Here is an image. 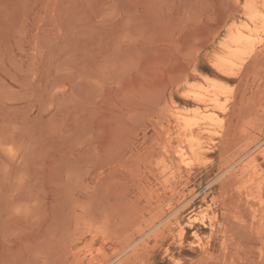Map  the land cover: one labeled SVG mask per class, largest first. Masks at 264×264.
I'll return each mask as SVG.
<instances>
[{"label":"rangeland","instance_id":"374dc122","mask_svg":"<svg viewBox=\"0 0 264 264\" xmlns=\"http://www.w3.org/2000/svg\"><path fill=\"white\" fill-rule=\"evenodd\" d=\"M245 1L0 0V264H264V27L212 65Z\"/></svg>","mask_w":264,"mask_h":264},{"label":"bare ground","instance_id":"6f19581e","mask_svg":"<svg viewBox=\"0 0 264 264\" xmlns=\"http://www.w3.org/2000/svg\"><path fill=\"white\" fill-rule=\"evenodd\" d=\"M237 2V1H236ZM237 4H238V2H237ZM242 8V7H241ZM244 10H245V15H246V22L243 24V25H239V26H236L235 28H233L231 31H230V33L228 34V37H227V39H226V42L224 43V46H223V54L222 55H218L217 56V59H216V61L214 62V64H212V65H215V67L216 68H218L219 70H221L222 72H225V73H231L233 70H234V68L236 67V66H238L242 61H244V59L246 58L245 56L246 55H248V54H250L251 52H255V48H256V44L258 43V36H259V34H260V32H261V30H262V28L264 27V0H246L245 1V3H244ZM242 11V10H241ZM240 11V12H241ZM226 21V20H225ZM244 21V20H243ZM261 37V36H260ZM259 37V38H260ZM264 40V39H263ZM260 41V40H259ZM262 42V41H261ZM264 42V41H263ZM221 43V42H220ZM263 44V43H262ZM258 45H261V44H259L258 43ZM259 49V48H258ZM262 52V51H261ZM254 56H255V54H253ZM245 57V58H244ZM250 57V56H249ZM252 57V56H251ZM250 57V58H251ZM252 59H255V58H252ZM260 60H262V59H260ZM247 62V61H246ZM255 63H256V61H254ZM245 63V62H244ZM254 63V64H255ZM241 66V65H240ZM240 66H238V67H240ZM255 66V65H254ZM262 67V66H261ZM242 68V67H241ZM258 68H260V67H258ZM236 69H238V68H236ZM248 69V68H247ZM249 70V69H248ZM263 70H264V68H263ZM255 71V70H254ZM253 70H252V72L253 73H257V71H255L254 72ZM251 72V73H252ZM255 73V74H256ZM261 73V72H260ZM259 73V74H260ZM258 74V75H259ZM238 75V74H237ZM263 76V75H262ZM259 77H261V75L259 76ZM249 78V77H248ZM263 78V77H262ZM256 82V81H255ZM211 84V89H209V90H207V92H210L209 94H210V98L208 99V102L209 103H216L217 105H218V100L220 99L219 98V96L222 94V91H224L223 89L224 88H222L221 87V85L220 84H218L217 82H212V83H210ZM199 89V88H198ZM232 89V88H231ZM230 90V89H229ZM233 90V89H232ZM200 91V90H199ZM204 91H206L205 89H204ZM228 90H226V92H227ZM234 91V90H233ZM206 92V93H207ZM229 92V91H228ZM231 93V92H230ZM202 94V93H201ZM208 94V93H207ZM212 94V95H211ZM226 95L228 94V93H225ZM187 95H190V94H188L187 93ZM186 94H185V96H187ZM223 95V94H222ZM221 95V96H222ZM228 96V95H227ZM194 97H195V95H194ZM226 97V96H225ZM228 98H230V97H228ZM227 98V99H228ZM196 100H197V102H203L204 101V99L201 97V96H199V95H197L196 96V98H195ZM226 99V98H225ZM233 99V98H232ZM221 102V101H220ZM223 102V101H222ZM226 102V101H225ZM229 102V101H228ZM220 104V103H219ZM218 106H220L221 107V105H218ZM220 107L217 109V110H219L220 111ZM228 107V106H227ZM222 109V108H221ZM225 110V109H224ZM229 110V109H228ZM227 111V110H226ZM184 112H186V111H184ZM171 113V112H170ZM180 113H182V112H180ZM194 113L197 115V113H199V110L198 109H196V110H194ZM223 113V112H222ZM185 114H188V113H185ZM190 114V113H189ZM173 115V114H172ZM171 115V116H172ZM211 115H213V114H211ZM207 116V117H204V119H206V120H212L213 119V117L212 116ZM215 115V114H214ZM174 116V115H173ZM181 116V115H180ZM217 116H219V115H217ZM175 117V116H174ZM185 116L183 115V117L181 118L182 119V121H184V122H186V123H189L190 121L189 120H187V117H188V115H187V117H185ZM220 118V117H219ZM190 119V118H189ZM200 119V118H199ZM215 119V118H214ZM224 119V118H223ZM191 120V119H190ZM216 120V119H215ZM261 120V119H260ZM178 121H180V120H178ZM194 121V120H193ZM209 121V122H210ZM218 121H219V119H218ZM258 121V120H257ZM196 122H199V121H196ZM205 122V121H204ZM215 122V121H214ZM195 123V122H194ZM201 123H202V121H201ZM217 123V122H216ZM222 123V122H221ZM193 124V123H192ZM191 124V125H192ZM213 124V123H212ZM260 124H263V123H260ZM190 125V126H191ZM215 125H218L217 127L219 128V124H215ZM259 125V124H258ZM175 126V125H174ZM181 126H182V124H181ZM180 126V127H181ZM193 127L195 128L196 126H194L193 125ZM216 126H214V128H215ZM257 127H259V126H257ZM184 129V128H183ZM220 130H222L223 128H219ZM255 129V128H254ZM259 129V128H258ZM184 130H186V129H184ZM216 132V131H215ZM163 133V132H162ZM169 133H172V132H169ZM179 134V133H178ZM217 134V133H216ZM167 135H169V134H167ZM218 135V134H217ZM165 136V135H164ZM221 136V135H220ZM168 137V136H167ZM167 139H169V138H167ZM175 140V139H174ZM177 140V139H176ZM177 141H179V140H177ZM185 141L188 143V145L191 147V149L196 153L197 151H199V149H201V141H200V139L198 138V136L194 133V129H190L189 127H188V130L186 131V135H185ZM180 143V142H179ZM173 144V143H172ZM171 144V145H172ZM181 144V143H180ZM170 145V144H169ZM181 145H183V144H181ZM180 146V145H179ZM256 146V145H255ZM245 147V146H244ZM259 147V146H258ZM170 148V147H169ZM180 149L182 148V147H179ZM253 148V147H252ZM166 149V148H165ZM256 149V148H255ZM255 149H253L252 151H254ZM182 150V149H181ZM184 150V149H183ZM182 150V151H183ZM168 152V151H167ZM240 153V152H239ZM171 154V153H170ZM169 154V155H170ZM182 154V153H181ZM180 154V155H181ZM248 155V154H247ZM249 155H250V153H249ZM253 155V154H252ZM262 155V154H261ZM167 156V155H166ZM178 156V155H177ZM251 156V155H250ZM253 157H255V156H253ZM262 157H263V155H262ZM183 158V157H182ZM182 158H180V159H182ZM243 158V157H242ZM184 159V158H183ZM182 159V161H184ZM257 159V158H256ZM189 161V160H188ZM187 161V162H188ZM264 161V160H263ZM186 162V163H187ZM236 162V161H235ZM238 162V161H237ZM239 162H240V160H239ZM255 162V161H254ZM253 162V163H254ZM164 163V162H163ZM194 162L192 161V164H193ZM257 163V162H256ZM255 163V164H256ZM192 164H190V165H192ZM195 164V163H194ZM235 164H238V163H235ZM254 164V165H255ZM159 166V165H158ZM161 166V165H160ZM194 166V165H193ZM162 167V166H161ZM234 167H235V165H234ZM234 167H230L231 169H233ZM254 167H256V166H254ZM258 168V167H257ZM167 169H168V167L167 166H164L163 165V173L164 172H166L167 171ZM263 169V168H262ZM229 170V169H228ZM228 170H226V171H228ZM262 171V170H261ZM264 171V170H263ZM162 172V171H161ZM235 173V172H234ZM258 173H259V171H258ZM257 173V174H258ZM260 175H263V173H259ZM244 175V174H243ZM254 176V175H253ZM253 176H252V178H253ZM257 177H258V175H257ZM257 177H254L255 178V180L257 179ZM259 177H261V176H259ZM258 177V178H259ZM253 178V179H254ZM168 179V178H167ZM260 179V178H259ZM261 180H262V177H261ZM260 180V181H261ZM263 181V180H262ZM165 182H167V180L166 181H164V183ZM169 182H170V179H169ZM256 182V181H255ZM161 183H163L162 181H161ZM252 183H254V182H252ZM264 183V182H263ZM167 184V183H166ZM240 184H242V181L240 182ZM255 184V183H254ZM253 184V185H254ZM259 184H261L260 182H259ZM250 185H252L251 183H250ZM254 186H256V184L254 185ZM253 186V187H254ZM158 187V186H157ZM261 188H263L262 186H260ZM240 188V187H239ZM239 188H237V189H239ZM241 188H243V187H241ZM241 188H240V190H241ZM255 188V190H256V187H254ZM165 189V188H164ZM171 188H168V191L170 190ZM174 189V188H173ZM253 189V188H252ZM165 190H167V189H165ZM261 190H263V189H261ZM260 190V191H261ZM160 191V190H159ZM254 191V190H253ZM241 192V191H240ZM255 192V191H254ZM257 192V191H256ZM255 192V193H256ZM262 192V191H261ZM260 192V193H261ZM253 193V192H252ZM255 193H254V195H255ZM258 193V192H257ZM260 193H258V194H260ZM173 194V193H172ZM161 195V194H160ZM253 195V196H254ZM157 196H159V195H157ZM256 197H258L257 195H256ZM261 198V197H260ZM263 199V198H262ZM262 201V200H261ZM261 205H262V203H261ZM178 214V213H177ZM163 215V214H162ZM171 215V214H170ZM159 217H160V215H159ZM168 217V216H167ZM217 217V216H216ZM162 219V218H161ZM217 220V219H216ZM171 221V220H170ZM161 223V222H160ZM169 224V223H168ZM161 226V225H160ZM215 226V225H214ZM148 227V226H147ZM163 227V226H162ZM165 227V226H164ZM150 228H152V227H150ZM154 228V227H153ZM152 228V229H153ZM145 229H143V231H144ZM182 230V229H181ZM185 230V229H184ZM98 231V230H97ZM110 231V230H109ZM108 231V232H109ZM140 231V230H139ZM142 231V230H141ZM140 231V232H141ZM104 232H106V231H104ZM108 232H107V234H108ZM184 233H185V231H183ZM182 232V234H184ZM90 233V232H89ZM88 233V234H89ZM103 234L102 232H97V234H93L94 236V238H96L97 239V236L96 235H99V234ZM105 234V233H104ZM106 234V235H107ZM117 234V233H116ZM150 234V233H149ZM165 234V233H164ZM148 235V234H147ZM196 235V234H195ZM81 236V235H80ZM96 236V237H95ZM179 236H181V235H179ZM93 237L91 236V238H92V241L94 240L93 239ZM161 237V236H160ZM82 238H83V236H82ZM81 238V239H82ZM149 238V237H148ZM74 239V238H73ZM150 239V238H149ZM163 239V238H162ZM180 239V238H179ZM111 240V239H110ZM109 240V241H110ZM133 240V239H132ZM141 240V239H140ZM148 240V239H147ZM72 241V240H71ZM76 242H77V239L75 240ZM78 241H81V240H78ZM85 240H83V242H84ZM91 241V240H90ZM105 241H107V240H105ZM114 241V240H113ZM112 241V242H113ZM146 241V240H145ZM149 241V240H148ZM73 242V241H72ZM94 242V241H93ZM92 244V243H91ZM104 244V243H103ZM142 244V243H141ZM116 245V244H115ZM132 245V244H131ZM139 245V244H138ZM101 246V245H100ZM104 246V245H103ZM106 246V245H105ZM140 246V245H139ZM148 246V245H147ZM76 247V246H75ZM74 247V248H75ZM102 247V246H101ZM131 247V246H130ZM137 247V246H136ZM135 247V248H136ZM138 249V248H137ZM79 250V249H78ZM82 250V249H81ZM81 250H80V253H81ZM96 250V249H95ZM95 250H93V252L95 251ZM103 250V249H102ZM115 250H116V246H115ZM73 251V250H72ZM119 251V250H118ZM76 252V251H75ZM91 252V251H90ZM99 252H101V251H99ZM129 252V251H128ZM77 253V252H76ZM83 253V252H82ZM95 253V252H94ZM105 253V252H104ZM117 253V252H116ZM127 253V252H126ZM84 254V253H83ZM86 254V253H85ZM78 255H79V253H78ZM106 255V254H105ZM104 255V256H105ZM122 255V254H121ZM120 255V256H121ZM132 255V254H131ZM75 256V255H74ZM107 256V255H106ZM116 256V255H115ZM81 257V256H80ZM83 257V256H82ZM94 257V256H93ZM99 257V256H98ZM122 257V256H121ZM79 258V257H78ZM77 258V260L80 262L81 260H79ZM95 258L96 257H94V260H95ZM106 258V257H105ZM84 259V258H83ZM98 259H100V258H98ZM86 260V259H85ZM92 260V259H91ZM127 260V259H126ZM135 259H133V261H134ZM79 262H77V264L79 263ZM96 262H97V260H96ZM98 262H100V261H98ZM116 262V261H115ZM88 263V262H87ZM93 263H95V262H93ZM100 263H102L103 264V262H100ZM124 263V262H123ZM89 264H92V263H89ZM106 264V263H105ZM110 264H112V263H110ZM119 264V263H118ZM122 264V263H121Z\"/></svg>","mask_w":264,"mask_h":264}]
</instances>
